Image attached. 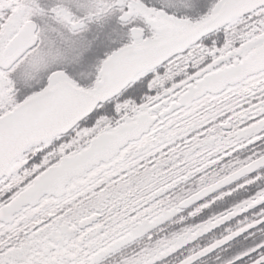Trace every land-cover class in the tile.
<instances>
[{"label":"snow or ice","instance_id":"snow-or-ice-1","mask_svg":"<svg viewBox=\"0 0 264 264\" xmlns=\"http://www.w3.org/2000/svg\"><path fill=\"white\" fill-rule=\"evenodd\" d=\"M0 264H264V0H0Z\"/></svg>","mask_w":264,"mask_h":264}]
</instances>
